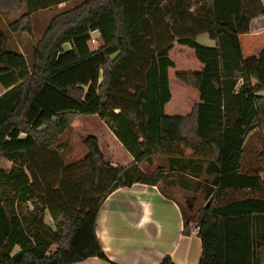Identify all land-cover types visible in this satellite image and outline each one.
I'll return each instance as SVG.
<instances>
[{"label": "trees", "instance_id": "obj_1", "mask_svg": "<svg viewBox=\"0 0 264 264\" xmlns=\"http://www.w3.org/2000/svg\"><path fill=\"white\" fill-rule=\"evenodd\" d=\"M22 1L0 0V10L9 13ZM24 1L26 12L9 32H31L32 13L71 0ZM245 4L83 0L50 20L30 64L7 49L8 35L0 31V85L7 89L0 95V159L11 162L8 170L0 168V264H71L88 257L110 262L96 235L103 200L143 180L137 167L143 161L185 151L216 165L213 181L228 191L221 201L217 191L184 223L185 234L190 223L197 226L198 264H264V195H234L260 187L256 173L241 167L246 138L264 118V97L257 95L264 91V29L250 31L264 7L261 1L258 10ZM92 31L99 37L94 50L88 46ZM203 32L217 39L215 47L195 41ZM174 42L191 48L202 64L199 71L176 73L200 99L184 116L164 113ZM76 115L99 117L134 166L111 165L98 140L86 135L85 174L67 181L72 168L55 157L50 164L43 160L52 173L66 172L57 189L39 192L36 157L57 144ZM160 264L174 263L166 256Z\"/></svg>", "mask_w": 264, "mask_h": 264}, {"label": "crops", "instance_id": "obj_2", "mask_svg": "<svg viewBox=\"0 0 264 264\" xmlns=\"http://www.w3.org/2000/svg\"><path fill=\"white\" fill-rule=\"evenodd\" d=\"M23 3H25L24 0L20 7H22ZM69 4L70 1H67L36 11L37 13H47L45 16L46 27L41 31L40 36L34 34L31 23V32L29 33L9 32V24L16 21L25 13H17L20 9L19 7L9 13L0 12V31L8 35L7 49L10 51L14 50L13 52L23 55L26 61L30 58L31 62L32 49L41 39L50 20L55 15L70 9L68 7ZM36 12L31 14L30 21ZM14 14L17 15L13 16ZM263 17L262 15L261 18ZM251 24V32L255 33L264 29L263 26L261 29L254 31L251 28ZM203 33L207 35L209 40H206L201 45L215 47L217 39H212L207 33ZM92 35L99 44L98 34L93 33ZM174 44L177 43L174 42ZM64 47L68 48L70 46L66 44ZM199 64L202 67L200 62ZM0 87L1 95L7 89L2 86ZM189 88L193 92L187 93L186 100L188 103L185 104V107L192 106L185 115L189 114L193 106L200 102L198 92L191 87ZM257 95L264 97V91H259ZM263 122L264 118L261 123ZM105 127L108 130L107 133L110 139H113V142L118 145L119 151H121L123 156L129 158L128 164L131 163L133 161L132 157L106 125ZM258 129L256 128L249 133L246 138L245 147L247 140ZM96 139L98 140V138ZM256 151H253L250 158H248L245 153L246 149L244 150L241 172L248 174L256 173V176L259 177L257 181L260 187L241 189L239 192H234V195L256 197L264 195V153L257 152L256 156L258 158H256ZM104 158L113 166L126 167L116 164L115 159L112 157L107 159L104 155ZM152 159L159 161L156 162L155 168L152 171L147 172L142 166L138 168L142 174L150 175L153 179L134 181L128 186L116 188L103 200L100 206L96 219V235L104 254L110 262L98 257H88L81 262L71 264H160L166 256H169L174 264H198L201 254V243L197 230H193L190 223L189 233L185 234L183 232L184 223L185 221H189L206 202L212 200V196L217 191L219 194L217 199L219 201L226 198L228 191L224 188L217 189L216 183L213 181L216 175V165L210 166L206 161H199L193 156L191 151H185L181 156L175 158L152 157ZM199 204H201V207ZM15 249L17 250L18 248L16 247Z\"/></svg>", "mask_w": 264, "mask_h": 264}, {"label": "rangeland", "instance_id": "obj_3", "mask_svg": "<svg viewBox=\"0 0 264 264\" xmlns=\"http://www.w3.org/2000/svg\"><path fill=\"white\" fill-rule=\"evenodd\" d=\"M82 0H71L69 4V8L75 6ZM262 2L264 4V0H246V6L249 4L253 6L255 10H258V6L256 2ZM23 2V1H22ZM19 5V10L17 13H24L26 12V5L23 3L22 7ZM18 8V7H17ZM16 8V9H17ZM1 13H7L0 10ZM46 12H36L33 14L32 19L30 21L34 34L40 36L41 31L44 30L46 27L45 24V16ZM14 14L13 16H16ZM264 16V14H263ZM262 17V16H261ZM257 17L253 19L251 28L254 31L261 29L264 26V17ZM1 29V28H0ZM195 40L203 44L206 40H209L207 35L204 33H199L195 36ZM98 43H90L89 48L94 50L97 47ZM14 51V50H13ZM169 57L173 61V67L168 70V81H169V88L171 92V99L165 105V113L167 115H185L187 111H189L190 107H185V104L188 103L186 100V95L188 92H193L189 86L184 85L179 79L176 77V73L178 72H195L200 69V64L196 60L194 56V52L191 48L179 46L174 44L173 48L169 52ZM28 63L30 64V58L27 59ZM202 68V67H201ZM1 86V85H0ZM1 88V87H0ZM193 104V103H192ZM185 107V109H184ZM107 129L103 124V121L96 115H76L73 118L71 125L59 136L58 142L55 146L51 147L48 152H44L43 154L37 155V160L39 162L38 168L35 170V175L40 183L38 187V191H46L48 189H57L58 182L63 176L64 173L62 171H57L52 173V167H47L45 163H42L43 160L49 162L52 158H56V162L60 163L63 167L69 166L73 169V172L70 174L69 177L64 175V180L75 179L77 176L85 174L84 169L80 161L84 158L87 153V150L83 144V139L86 135H93L98 138L99 141V148L104 153L107 159L111 157L115 159L116 164L126 166V167H133L132 162L128 164L129 158L123 156L121 151H119L118 145L113 142V139H110ZM24 136V135H21ZM60 148V149H59ZM246 156L250 158L253 151H256L255 156L261 152L264 153V122L261 123L258 131L247 140L246 143ZM258 152V153H257ZM121 153V154H120ZM110 157V158H109ZM258 158V156H256ZM52 162V161H51ZM156 162L152 158L147 159V161H143L137 167L142 166L144 170L147 172L152 171L155 168ZM50 164V162H49ZM54 164V163H53ZM11 166V162L7 161L5 158L1 157L0 159V168L1 169H9ZM130 167V168H131ZM137 170V169H136ZM140 170V169H139ZM134 173V172H133ZM140 173V171H139ZM134 175H138L136 171ZM139 176V175H138ZM58 177V178H57ZM143 180H150L153 179L152 176H148L146 174L141 176ZM28 208H31V204H27ZM198 205V204H197ZM201 207V204H199ZM44 222L48 226H53L51 218L48 212L44 214ZM55 247H51L49 250V254L54 251ZM16 251L13 250V252Z\"/></svg>", "mask_w": 264, "mask_h": 264}, {"label": "built area", "instance_id": "obj_4", "mask_svg": "<svg viewBox=\"0 0 264 264\" xmlns=\"http://www.w3.org/2000/svg\"><path fill=\"white\" fill-rule=\"evenodd\" d=\"M93 33H97V31H92V32H91V38H90L89 42H90V43H97L98 41L96 40L95 37H93V35H92ZM97 34H98V33H97ZM191 228H192L193 230H197V226H195L194 224L191 225Z\"/></svg>", "mask_w": 264, "mask_h": 264}]
</instances>
